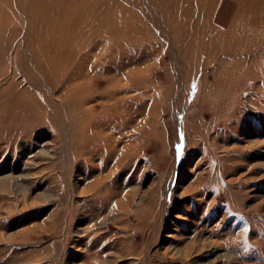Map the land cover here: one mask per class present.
Segmentation results:
<instances>
[{
	"label": "rangeland",
	"instance_id": "obj_1",
	"mask_svg": "<svg viewBox=\"0 0 264 264\" xmlns=\"http://www.w3.org/2000/svg\"><path fill=\"white\" fill-rule=\"evenodd\" d=\"M0 264H264V0H0Z\"/></svg>",
	"mask_w": 264,
	"mask_h": 264
},
{
	"label": "bare ground",
	"instance_id": "obj_2",
	"mask_svg": "<svg viewBox=\"0 0 264 264\" xmlns=\"http://www.w3.org/2000/svg\"><path fill=\"white\" fill-rule=\"evenodd\" d=\"M102 1H103V0H102ZM106 1H107V0H106ZM90 2H91V1H90ZM126 2H127V1H126ZM130 2H131V1H130ZM132 2H133V1H132ZM87 4H88V3H87ZM90 4H91V3H90ZM88 5H89V4H88ZM93 5H94V4H93ZM49 7H50V6H49ZM91 7H92V5H91ZM100 7H101V6H100ZM86 8H87V7H86ZM86 8H85V9H86ZM89 8H90V7H89ZM106 8H107V6H106ZM53 9H54V8H53ZM134 10H135V9H134ZM53 11H54V10H53ZM88 11H89V10H88ZM135 11L138 12L139 14H140V12H141V11L139 12V10H135ZM54 12H55V11H54ZM54 12H53V13H54ZM106 13H107V12H106ZM141 13H142V12H141ZM143 13H144V12H143ZM104 14H105V13H104ZM139 14H138V15H139ZM58 15H60V14H58ZM138 15H137L136 17H138ZM140 15H141V14H140ZM140 15H139V16H140ZM141 16H142V15H141ZM141 16L138 17L136 20H139V21L144 20L143 18H141ZM73 17H74V16H73ZM100 17H101V16H100ZM102 17H103V16H102ZM142 17H143V16H142ZM42 18H44V15L41 16L39 19H35V21H37V20H42ZM70 18H71V17H70ZM110 18H112V16H110ZM153 18H154V17H153ZM153 18H152V20H153ZM77 19H78V18H77ZM90 19H91V18H90ZM90 19H89V20H90ZM99 19H101V18H99ZM99 19H98V20H99ZM72 20H74V19H72ZM106 20H107V19H106ZM70 22H71V19H70ZM72 22H73V21H72ZM102 22H103V21H102ZM73 23H74V22H73ZM75 23H76V22H75ZM98 23H99V22H98ZM108 23H109V22H108ZM139 23H140V25H139V24H138V25H139L140 27H141L142 25H144L143 21H142V22H139ZM157 24H158V23H157ZM71 25H72V23H71ZM77 25H78V24H77ZM95 25H96V24H95ZM107 25H108V24H107ZM142 27H143V26H142ZM262 27H263V26H262ZM257 28H258V27H257ZM257 28H256V29H257ZM260 28H261V27H260ZM141 29H142V28H141ZM144 29H145V27H144ZM258 29H259V28H258ZM235 30H236V29H235ZM228 31H229V30H228ZM99 32H100V30H99ZM99 32H98V33H99ZM230 32H231V28H230ZM235 32H236V31H235ZM237 32H238V30H237ZM95 33H96V32H95ZM227 33H228V32H227ZM232 33H233V32H232ZM232 33H231V34H232ZM234 34H235V33H234ZM96 35H97V34H96ZM237 35H238V34H237ZM99 36H100V35H99ZM235 36H236V35H235ZM233 41H234V40H233ZM256 41H257V40H256ZM261 42H262V41H261ZM228 43H229V42H228ZM258 44H259V43H258ZM229 45H230V43H229ZM233 45H234V44H233ZM248 45H250V44H248ZM254 45H255V44H254ZM221 47H222V46H221ZM227 47H228V46H227ZM232 47H233V46H232ZM249 47H250V46H249ZM218 48H219V47H218ZM223 48H224V47H223ZM223 48H222V49H223ZM233 48H234V47H233ZM210 49H211V48H210ZM239 49H240V48H239ZM239 49H237V50L239 51ZM246 49H247V48H246ZM215 50H217V49H215ZM215 50H213V52H214ZM234 50H236V49H234ZM242 50H243V49H242ZM210 51H211V50H210ZM217 51H218V50H217ZM219 51H220V50H219ZM231 51H232V50H231ZM258 51H259V50H258ZM219 53H220V52H219ZM233 53H234V52H233ZM236 53L238 54V52H236ZM244 53H245V51H244ZM256 53H257V52H256ZM213 54H215V53H213ZM228 54H229V53H228ZM240 54H241V53H240ZM246 54H247V53H246ZM211 55H212V54H211ZM149 56H150V55H149ZM149 56H148V57H149ZM212 56H213V55H212ZM214 56H215V55H214ZM224 56H226V55H224ZM236 56H237V55H236ZM236 56H235V57H236ZM248 56H249V55H248ZM251 56H252V55H251ZM150 57H151V56H150ZM219 57H220V56H219ZM53 58H54V59H52V61L50 62V66H48L49 69H50V68L53 69V67L55 68L56 60H61L59 57H53ZM222 58H223V57H222ZM231 58H233V56H232ZM247 58H248V57H247ZM236 59H237V58H236ZM145 60H147V59H145ZM226 60H227V58H226ZM226 60H225V61H226ZM223 61H224V60H222V62H223ZM227 61H228V60H227ZM229 61H231V60H229ZM233 61H234V58H233ZM242 62H243V60H242ZM229 63H230V62H229ZM234 63H235V62H234ZM236 63H237V62H236ZM224 64H225V63H224ZM230 64H231V63H230ZM237 64H239V60H238V63H237ZM222 65H223V64H222ZM222 65H220V67H221ZM242 65H243V64H242ZM242 65H241V66H242ZM143 66H144V64H143ZM224 66H225V65H224ZM241 66H240V67H241ZM217 67H218V66H217ZM244 67H245V66H244ZM140 68H141V67H140ZM232 68H233V67H232ZM232 68H231V69H232ZM44 69H45V71H47L46 67H45ZM49 69H48V70H49ZM141 69H142V68H141ZM143 69H145V68H143ZM240 69H241V68H240ZM242 69H243V68H242ZM242 69H241V70H242ZM148 70H149V69H148ZM244 70H245V68H244ZM53 71H54V70H53ZM136 71H137V70H136ZM51 73H52V71H51ZM53 74H54V73H53ZM142 74H143V73H142ZM142 74H141V75H142ZM51 75H52V74H51ZM53 76H54V75H53ZM79 76H80V75H79ZM56 77H57V76H55L54 78H56ZM206 77H207V76H206ZM81 78H82V77H81ZM49 79H50V78H48L47 80L49 81ZM56 79H57V78H56ZM111 79H116V80H117V78H115V77H112ZM47 80H46V81H47ZM50 80L53 81L52 79H50ZM85 80H86V77H85ZM85 80H84V81H85ZM208 80H209V79H208ZM214 82H215V81H214ZM54 83H55V82H54ZM51 84H52V83H51ZM112 84H114V83H112ZM51 86H52V85H51ZM52 88H53V87H52ZM74 88H75V86H74ZM64 89H65V88H64ZM64 89H63V90H64ZM60 95H61V94H60ZM65 95H66V94H65ZM67 95H68V94H67ZM67 95H66V96H67ZM63 97H64V96H63ZM71 97H72V96H71ZM214 97H215V96H214ZM61 99H62V98H61ZM69 99H70V98H69ZM62 100H63V99H62ZM110 128H111V130H112L111 133L109 132V135L112 137L110 141H112V142H111V145H114V143H115V141H116V140H115V139H116V136H114V131H115V129H117L118 127H117L116 125H114V127L111 126ZM87 132H88V131H87ZM201 134H203V133H201ZM204 135H206V133H205ZM125 136H126V135H125ZM194 136H195V135H194ZM198 136H199V135H198ZM202 137H203V136H202ZM130 140H131V139H130ZM127 143H128V142H127ZM247 143H248V142H247ZM123 146H124V145H123ZM125 148H126V147H125ZM120 150H121V149H120ZM123 150H124V149H123ZM116 151H117V150H116ZM119 153H120V152H119ZM118 159H119V158H118ZM116 161H117V160H116ZM97 168H98V167H97ZM93 180H94V184L92 183ZM96 181H97V180H95V179H92V180H91V183L93 184V185H91V187L97 185V184L95 183ZM195 185H196V184H195ZM176 187H177V186H176ZM190 189L194 191L193 193H196V192H197V190H196L197 188L195 189V187H194L193 184H191V185L189 184V186H184V188H183L182 191L180 192V193H181L180 195H181V196H182V195H185ZM198 191H199V189H198ZM189 193H191V192H189ZM1 237H2V236H1Z\"/></svg>",
	"mask_w": 264,
	"mask_h": 264
}]
</instances>
